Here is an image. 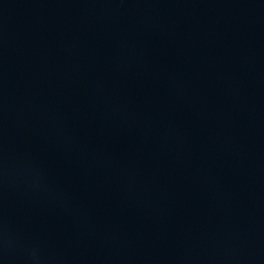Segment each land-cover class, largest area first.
<instances>
[{"label":"water","instance_id":"water-1","mask_svg":"<svg viewBox=\"0 0 264 264\" xmlns=\"http://www.w3.org/2000/svg\"><path fill=\"white\" fill-rule=\"evenodd\" d=\"M0 264H264V0H0Z\"/></svg>","mask_w":264,"mask_h":264}]
</instances>
